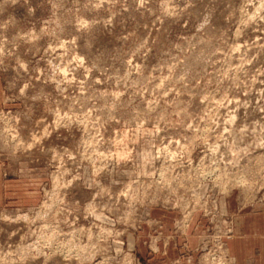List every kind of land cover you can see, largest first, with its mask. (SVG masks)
Wrapping results in <instances>:
<instances>
[{
  "label": "rangeland",
  "instance_id": "374dc122",
  "mask_svg": "<svg viewBox=\"0 0 264 264\" xmlns=\"http://www.w3.org/2000/svg\"><path fill=\"white\" fill-rule=\"evenodd\" d=\"M0 172L1 264H145L192 217L199 264H237L233 211L264 210V0H0Z\"/></svg>",
  "mask_w": 264,
  "mask_h": 264
},
{
  "label": "crops",
  "instance_id": "0c3cea01",
  "mask_svg": "<svg viewBox=\"0 0 264 264\" xmlns=\"http://www.w3.org/2000/svg\"><path fill=\"white\" fill-rule=\"evenodd\" d=\"M3 184L0 172V204L10 199L1 192ZM193 221L194 217L185 225L186 229L182 234L179 219H177L173 232L164 241H161L163 237L161 228L153 232V235L156 234L154 236L150 233L148 238L150 241H146L145 244L161 258L153 259L145 264H199L196 256L197 249H193L189 243L191 235L189 232ZM232 227L233 233L226 239V248L233 261L237 264H264V210H254L246 206L235 208ZM180 238L183 240L182 246L178 245ZM186 250L189 253L184 256Z\"/></svg>",
  "mask_w": 264,
  "mask_h": 264
},
{
  "label": "built area",
  "instance_id": "2783aa9c",
  "mask_svg": "<svg viewBox=\"0 0 264 264\" xmlns=\"http://www.w3.org/2000/svg\"><path fill=\"white\" fill-rule=\"evenodd\" d=\"M0 264H1V262H0Z\"/></svg>",
  "mask_w": 264,
  "mask_h": 264
}]
</instances>
